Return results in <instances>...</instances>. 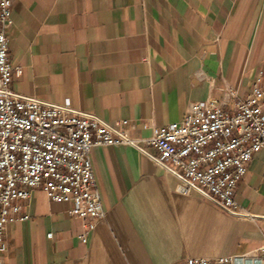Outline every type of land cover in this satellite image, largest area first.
<instances>
[{"label":"crops","instance_id":"crops-1","mask_svg":"<svg viewBox=\"0 0 264 264\" xmlns=\"http://www.w3.org/2000/svg\"><path fill=\"white\" fill-rule=\"evenodd\" d=\"M12 19L8 54L22 68L13 90L70 99L119 123L142 148L92 149L106 213L86 241L73 204L35 189L23 202L29 219L7 225L6 264H176L264 244V149L236 193L250 216L237 217L179 192L145 142L155 127L182 120L193 101L221 99L228 87L241 98L251 93L264 71V0H13Z\"/></svg>","mask_w":264,"mask_h":264},{"label":"built area","instance_id":"built-area-1","mask_svg":"<svg viewBox=\"0 0 264 264\" xmlns=\"http://www.w3.org/2000/svg\"><path fill=\"white\" fill-rule=\"evenodd\" d=\"M12 8L13 0H0V264H6L7 225L29 219L23 202L38 188L51 201L73 204L69 213L85 221L87 230L79 237L86 241L106 213L92 149L115 144L142 148L141 140L119 123L78 110L70 99L53 103L13 90V75L22 68L8 54ZM263 75L260 70L245 98L228 87L221 99L193 101L182 120L155 127L145 140L158 151L152 160L178 178L179 192L196 193L237 217L250 216L236 193L254 155L264 149ZM176 264H264V244L243 255L188 257Z\"/></svg>","mask_w":264,"mask_h":264}]
</instances>
